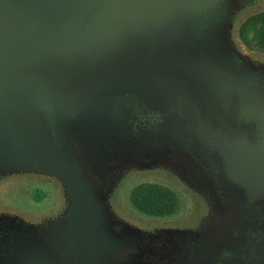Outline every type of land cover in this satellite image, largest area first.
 Listing matches in <instances>:
<instances>
[{
  "label": "water",
  "instance_id": "95a60500",
  "mask_svg": "<svg viewBox=\"0 0 264 264\" xmlns=\"http://www.w3.org/2000/svg\"><path fill=\"white\" fill-rule=\"evenodd\" d=\"M263 1L0 0V180L56 183L78 264L177 263L196 210L164 223L119 208L147 173L202 197L206 222L220 184L243 206L264 198V58L238 36Z\"/></svg>",
  "mask_w": 264,
  "mask_h": 264
},
{
  "label": "flooded vegetation",
  "instance_id": "af4514ba",
  "mask_svg": "<svg viewBox=\"0 0 264 264\" xmlns=\"http://www.w3.org/2000/svg\"><path fill=\"white\" fill-rule=\"evenodd\" d=\"M252 77L244 73L241 84L255 85ZM236 124L225 127L226 133L237 132ZM252 130L264 134V122ZM215 197L228 210L213 213L209 222L205 216L196 219L192 233L175 237L181 252L176 264H264V198L257 206H243L244 191L221 184ZM57 199V186L49 181L0 180V264H78L80 254L70 236L67 211L53 210Z\"/></svg>",
  "mask_w": 264,
  "mask_h": 264
},
{
  "label": "trees",
  "instance_id": "16d2710c",
  "mask_svg": "<svg viewBox=\"0 0 264 264\" xmlns=\"http://www.w3.org/2000/svg\"><path fill=\"white\" fill-rule=\"evenodd\" d=\"M238 36L249 49L264 53V9L249 15L238 27ZM168 184L141 181L128 189L127 202L138 213L170 218L180 208L179 195Z\"/></svg>",
  "mask_w": 264,
  "mask_h": 264
},
{
  "label": "rangeland",
  "instance_id": "374dc122",
  "mask_svg": "<svg viewBox=\"0 0 264 264\" xmlns=\"http://www.w3.org/2000/svg\"><path fill=\"white\" fill-rule=\"evenodd\" d=\"M263 8H264V1H263V3H260V5L257 8H254V9L252 8V9H249V10L245 11L241 15V17L239 19L243 21L245 18H247L248 15L254 13L257 10H262ZM258 56L261 57V58H264V53L259 54ZM163 174H164V172H161L159 174V176H158L156 174L147 173V175H143V176L137 178L136 180H132L131 182H129L128 185L124 188V191H123V197L121 199V204H120V207H119L121 209V212H123L126 215H128L130 217H133V218H139V219L148 218V219H154V220L159 219V221H165L164 223H166L167 221L181 222V221H183V218L187 215V213L189 214L190 211L196 210L194 215L192 216V213H191V216H189V217L192 219V221H195L196 219H198L201 214L197 210L206 209L205 208V202H204L203 198L194 193L192 200L196 201L198 205L196 206V208L194 207L195 204H192V206H190V201L188 200V197H186L184 192L179 188V186H177V184H175V182L173 183L174 179H172L170 177L169 172L166 171V175H165L166 177H164ZM24 178H31V179L35 178V179H38L35 176H27V177H20V178L12 179V181L13 182H17V181L23 180ZM146 180H148V181H157L158 183H161V184H168L171 188H173L177 192L176 194L179 195V201H180V208H179V211H178L177 214H175L174 216H172L170 218H153V217L144 216L143 214L138 213L137 211H135L129 205V203L127 202L128 189L131 186H133L134 184H136L138 182H141V181H146ZM192 180L193 181L191 182V184H196L195 179H192ZM46 181H48V180H46ZM49 182H51V181H49ZM51 183L54 184V185L56 184L54 182H51ZM180 183L181 182H178V184H180ZM199 198H200V200H199ZM18 203H22V200H19ZM190 207H191V210H190ZM225 210H228V207H225ZM115 227L118 228V229H116ZM115 227H114L115 231L116 230L117 231L121 230V228L119 226H115Z\"/></svg>",
  "mask_w": 264,
  "mask_h": 264
}]
</instances>
